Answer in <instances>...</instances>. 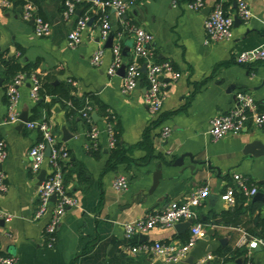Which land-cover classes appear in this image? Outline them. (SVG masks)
Listing matches in <instances>:
<instances>
[{
	"label": "crops",
	"instance_id": "obj_1",
	"mask_svg": "<svg viewBox=\"0 0 264 264\" xmlns=\"http://www.w3.org/2000/svg\"><path fill=\"white\" fill-rule=\"evenodd\" d=\"M34 1L38 13L51 22V34L37 37L33 22L22 18L23 5L15 6L11 1L6 6L0 0V59L8 55L18 57L22 65L38 63L35 73L53 76L55 84L70 83L78 97L96 96L106 106V114L102 116L96 108L91 117L96 112L97 120L92 117V122L78 119L74 123L67 108L59 104L50 114L43 111L42 118L50 122L81 173H73L66 184L78 205L67 210L54 245L49 247L46 226L52 210L40 219L34 218L39 186L37 175L30 169L28 152L37 135L25 124L20 127V123L7 121V88L5 79L0 77V140L8 148V157L2 163L8 190L0 193V208L14 215L9 222L0 218L4 252L16 257L17 264H199L204 259V264H264V245H249L255 238L261 239L256 232H260L264 221V147L252 146L256 140L264 144V127L249 126L240 134L219 140L210 133L211 120L232 109L239 91L254 95L264 109V59L247 64L237 61L243 51L264 49V0H247L253 14L248 21L238 16L235 0H220L240 21L234 23L230 39L209 43L205 29L208 15L203 13L204 8L190 7L194 0H135L122 20L109 10L114 44L120 43L123 53L129 50L128 55L124 54L126 61L133 58L132 30L142 27L154 36L150 60L170 61L181 73L178 79L171 74L162 75L166 100L157 115L150 113L146 103L145 78L126 94L123 76L108 73L114 56L112 48L105 47L107 39L101 37L105 10L93 11L99 17L90 15L93 21L84 30L81 43L72 47L68 33L74 20L64 17L65 0ZM220 1L206 0V6L213 7ZM79 9L80 15L88 12L83 7ZM128 24L132 25L131 33L125 36ZM120 25L123 30L119 31ZM101 47L105 49L103 64L96 67L91 59ZM19 91L20 115L27 112L32 120L38 101L31 97L30 82L25 79ZM109 124L120 126V144L130 149L128 160L116 168L109 164ZM92 125L100 128L98 148H88ZM165 126L172 129L167 139L162 136ZM64 127L72 134L68 141L63 140ZM187 153L194 155L195 160L209 162L213 168L194 174L186 168L189 158L184 165H175L177 158ZM159 165L162 178L150 194ZM50 168L46 161L44 169L49 172ZM120 174L128 179L126 190L114 188ZM236 175L249 188L257 187V194H263L255 199L257 194L237 190V203L245 209L241 226L228 225L223 217L224 211L237 204L230 205L224 199L229 187L237 188ZM202 186H209L210 193L198 207L196 221L204 225L205 235L184 261L169 263L148 253L132 252L133 246L157 241L185 243L191 227L178 232L175 226H157L148 233L128 237L124 225L180 204ZM231 249L244 251L227 260L218 255Z\"/></svg>",
	"mask_w": 264,
	"mask_h": 264
},
{
	"label": "built area",
	"instance_id": "obj_2",
	"mask_svg": "<svg viewBox=\"0 0 264 264\" xmlns=\"http://www.w3.org/2000/svg\"><path fill=\"white\" fill-rule=\"evenodd\" d=\"M92 2V11L99 9L105 10L103 14L101 37L107 39L111 32V22L109 10L115 12L120 20L123 19L127 11L135 5V0H65L64 2V17L68 20H74L72 27L68 33L69 44L72 47L79 45L82 41V34L88 26L90 20L89 10L84 15H78L77 11L80 5L85 2ZM238 16L243 21H248L252 18V10L250 3L247 0H235ZM10 0H4V5L9 6ZM206 6V0H194L190 7L194 10H202ZM22 18L25 21L33 22L34 33L37 37L49 36L52 32V24L41 14L38 13L37 6L32 1H26L22 6ZM235 18L233 14L224 8L223 4L217 2L206 17V42L222 41L230 39L233 35V27ZM134 35L133 58L129 61L125 60V56L120 43L113 44V62L108 69L109 75H116L118 70L125 66L126 71L123 76V92L130 93L136 89L139 81L144 78L146 80V103L152 115H157L161 112L166 100V93L163 89L162 75L171 74L173 78L178 79L181 73L176 71L170 61L154 62L150 60V48L154 36L152 33L142 27H135L132 30ZM122 33L120 34V37ZM105 49L99 48L93 55L91 63L100 67L103 64V56ZM264 59L263 48H253L243 51L237 55V61L240 64H247ZM141 60H145L144 63ZM145 64V65H143ZM146 66V72L143 67ZM28 80L31 84V97L38 101L40 97L41 82L36 73L26 76L20 74L6 89L7 94V121L10 123H20V91L19 86L24 80ZM70 82H73L70 80ZM46 98H49L47 96ZM83 116L92 122V107L87 106L82 110ZM27 129L34 131L37 139L30 147L28 157L30 161V169L34 175H39L46 161L50 164V170L47 171L46 179L41 183L38 189V203L34 218H42L49 210L51 218L46 226V234L49 238L48 246L54 245L58 227L71 207L78 205V200L67 189L65 183V173L62 170L59 160L67 161L70 159V152L66 145L59 141L55 135L52 125L47 119L41 118L38 120H28L25 123ZM249 126L258 128L264 127V109L257 102L254 95L246 91L236 93L235 104L232 109L225 114L218 115L211 120L210 133L216 140L224 138L230 134H240ZM172 129L165 126L162 132L164 139L171 135ZM109 148L116 147L117 139L115 137L114 127L109 124ZM89 144L88 148L99 147L100 128L97 125H92L88 132ZM50 148L51 154L47 156L46 149ZM8 157V148L4 140H0V162H4ZM238 181L237 188L229 187L224 194V199L230 204L237 203L236 192L239 190L248 195L258 193L257 187L249 188L244 179L240 175H236ZM116 190H126L129 187L128 179L125 175L120 174L114 181ZM8 190L7 176L0 169V193ZM210 193L209 186L198 187L185 201L180 204H175L163 211L148 214L144 218H140L131 222H127L125 232L128 237L135 234H145L157 226L174 227L177 223L193 219L194 223L191 226V233L185 243L177 244L175 242L157 241L153 244H140L131 248L132 252H144L159 257L169 263H177L184 261L190 254L193 247L205 235L204 225L197 222V209ZM55 196V200L52 197ZM53 204V208L51 206ZM0 218L9 222L14 218V215L7 213L0 208ZM245 242V241H244ZM259 244L264 245L263 239L255 238L249 244L251 248H256ZM209 259V258H208ZM206 259L199 262L204 264ZM16 257L4 252L0 244V264H17ZM250 264V263H249Z\"/></svg>",
	"mask_w": 264,
	"mask_h": 264
},
{
	"label": "trees",
	"instance_id": "obj_3",
	"mask_svg": "<svg viewBox=\"0 0 264 264\" xmlns=\"http://www.w3.org/2000/svg\"><path fill=\"white\" fill-rule=\"evenodd\" d=\"M17 5H24L26 1L34 0H10ZM220 1V0H218ZM93 4L92 2H83L80 7H83V11L86 12L89 10V14L96 18L99 17L100 14H95L91 8ZM132 28L131 24H128L125 30L124 35H130V29ZM123 30L120 25L119 31ZM38 63H27L22 65L19 62L18 57L16 56H8L3 55L0 59V77L5 79L6 88L8 84H10L15 78H17L20 74H25L27 77L36 72L38 67ZM40 79L41 87H40V99L34 109L32 120H37L42 118L43 111L50 114L52 109L56 104L61 105L68 110L69 119L76 123L78 119L87 121L83 116L82 110L86 108L88 105L92 107V110L98 108V112L104 116L106 114V106L93 95H86L85 97H78L74 94V87L70 83L60 82L55 84L54 77L51 75H41L36 73ZM47 96L50 97V100H47ZM110 123H113V119L110 118ZM91 125L89 124V127ZM115 137L117 139L116 147L112 149L110 153L109 164L112 168H116L118 163L125 162L128 160L127 153L130 152V149L124 148L123 145L120 144L121 137V129L119 125H115L114 127ZM149 140V135H146L145 141ZM143 144V143H142ZM61 164L62 170L65 173V183L67 184L73 177V173H78L80 176V171L75 168V163L69 159L67 161L59 160ZM244 201V200H243ZM244 206L239 205L238 203L234 206L232 210H227L223 212V217L225 223L228 225L241 226L243 225L242 216L244 214ZM256 235L264 240V221L261 224L260 232H256ZM244 250H229L227 253H219L218 255L222 257L223 260H227L231 258V256L237 254Z\"/></svg>",
	"mask_w": 264,
	"mask_h": 264
},
{
	"label": "water",
	"instance_id": "obj_4",
	"mask_svg": "<svg viewBox=\"0 0 264 264\" xmlns=\"http://www.w3.org/2000/svg\"><path fill=\"white\" fill-rule=\"evenodd\" d=\"M211 10H212V6L211 5H208V6H206L203 9V13L205 15H209L210 12H211ZM81 12H82V10L79 9L77 11V14L80 15ZM92 21L93 20L90 19L88 21V24H91ZM239 21H240L239 17L236 16L235 17V23H238ZM114 35H115V33L111 31L110 34H109V36H108V38H107V42L105 44V47H108V48H112L113 47V44H114ZM148 48H151V45H148ZM124 54L125 55H128L129 54V50H125L124 51ZM125 71H126L125 66H122L118 70V74L124 76ZM143 71L146 72V66L143 67ZM2 83H3L2 78H0V86L2 85ZM140 83L141 82L139 81L138 84H137V87L140 86ZM232 87H234V86H232ZM40 101H41V99L38 100V102H40ZM92 117H93L94 120H97L99 118V116H98V114L96 112H94L92 114ZM20 119H21L20 127H23L24 124L29 120V117H28L27 112L22 113L20 115ZM63 130H64L63 140L64 141H68L72 137V134H70V132H68V130L66 129V127H64ZM252 146L253 147L260 146L261 148H263L264 147V144H262V142L260 140H256L252 144ZM46 154H47V156H50V154H51V150H50L49 147H47V149H46ZM186 158H189L190 159V164L186 165V168H189L190 171L192 173H194V174L199 173V172H204L207 169L209 170V169H212L213 168L210 165L209 162L195 160L194 155H192L190 153L183 154L180 157H178L177 160H176V162H175V165H178V166L184 165L185 164V161H186ZM2 168H3V165H2V162H0V169H2ZM217 170H219V168H217ZM46 175H47V170L46 169H42L41 172L39 173V175L37 176L38 186H40L41 183L46 179ZM161 178H162L161 165H159L158 166V169L154 173L153 185H152V187H151V189L149 191L150 194H152V192L154 191V189L159 185ZM262 197H263V194L262 193H259V194H257L255 196V199L262 198ZM52 199L55 200V196H53ZM193 223H194V220L193 219H189L187 221L177 223L175 225V228L178 230V232H184L188 227H191Z\"/></svg>",
	"mask_w": 264,
	"mask_h": 264
}]
</instances>
